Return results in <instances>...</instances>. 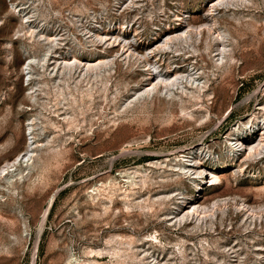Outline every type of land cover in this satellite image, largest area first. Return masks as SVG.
Listing matches in <instances>:
<instances>
[{"label":"rangeland","instance_id":"rangeland-1","mask_svg":"<svg viewBox=\"0 0 264 264\" xmlns=\"http://www.w3.org/2000/svg\"><path fill=\"white\" fill-rule=\"evenodd\" d=\"M6 167L0 264H264V0H0Z\"/></svg>","mask_w":264,"mask_h":264},{"label":"bare ground","instance_id":"bare-ground-1","mask_svg":"<svg viewBox=\"0 0 264 264\" xmlns=\"http://www.w3.org/2000/svg\"><path fill=\"white\" fill-rule=\"evenodd\" d=\"M188 30H189V29H188ZM190 32H191V31H190ZM186 33H187V32H185V34H186ZM165 45H167V44H165ZM150 67H151V66H150ZM87 68H88V70H90V69L92 70V69H93L92 67H87ZM150 72H153V74H152V73H151V74L154 76V79H155V78L157 79L156 83H154V86H158V85H166V87H169V83L171 82L169 78H162L161 75H160V76L157 75V72H156L155 70L152 71V70L150 69V70H149V73H150ZM94 75H95V77H100V76H101L100 73L97 72V71L94 73ZM155 75H157V76H155ZM196 83H198V82H195L194 84H196ZM181 84H183V83H181ZM166 87H165V88H166ZM152 90H153V88H152ZM182 90H183V89H182ZM148 91H149V90H148ZM148 93H149V92H148ZM21 156H22V155H21ZM26 156L28 157V155H25V154H24L23 157H18V158L16 159V163L18 164V162L22 161L23 159H26ZM16 163H15V164H16ZM10 166H12V165H10ZM10 166H9V167H10ZM13 167H15V166H13ZM10 171H11V169L6 167L5 169H3V171L0 172V175H4V174H6V173L8 174ZM187 171H188V170H187ZM198 175H199V173H198ZM11 178H12V177H11ZM213 178H217V179H219L220 177H219L218 175H214Z\"/></svg>","mask_w":264,"mask_h":264}]
</instances>
